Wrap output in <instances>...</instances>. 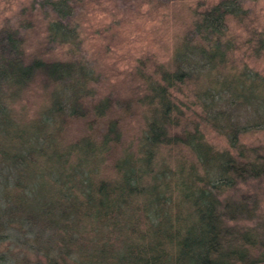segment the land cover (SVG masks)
Here are the masks:
<instances>
[{"label":"trees","instance_id":"trees-1","mask_svg":"<svg viewBox=\"0 0 264 264\" xmlns=\"http://www.w3.org/2000/svg\"><path fill=\"white\" fill-rule=\"evenodd\" d=\"M247 1L214 0L197 10L175 49L172 64H158L155 68L160 80L150 83V88L157 99L155 112L158 114L151 117L146 142L193 154L188 160L190 170L177 182L176 201H173L174 188L168 187L169 182L160 183L155 178L151 186L144 188L124 157L122 161L116 159V180L107 184L93 179L88 172L96 164L85 161L89 159L90 162L91 157L102 153L105 142L88 134L63 147L50 148L48 153L41 149L43 159L38 160V156L33 155L36 160L33 162L26 148L30 144L26 140L28 133L17 127L14 120L19 118L21 107L17 110L14 104L35 74H45L60 82L69 77L73 66L63 60H43L27 55L25 39L19 33L27 23H19L8 30L0 27V239L16 229L15 224L12 225L14 222L25 228L36 223L40 230L33 239L26 241L43 256V264H68L69 261L70 264H149L137 257L144 253L141 245L156 247L163 243L170 250H176L175 258L172 257L174 264L264 261V140L239 144V129L227 118L221 122L220 129L234 149L218 150L212 146L205 149L204 142L200 141L203 136L199 123L204 120L212 123L218 115L213 114L211 118L202 115L206 111L204 107L201 120L196 118L199 114L195 108L179 113L174 97L157 84L162 82L166 87L175 84V79L182 81L204 76L223 89L241 92L248 87L258 88L264 96L263 75L255 72L249 78L252 72L247 67L239 73L230 71L236 70L232 54L241 46L250 55L264 54V29L254 27ZM69 2L57 0L55 4L61 6ZM229 21L245 30L240 41L238 35L229 32ZM56 29L59 28L52 22L47 25L46 37L50 41ZM139 76L144 81L150 79L142 69ZM111 100L110 97L97 100L94 112L103 113L110 107ZM140 104L138 100L130 109L129 102V113H141ZM189 121L193 124L191 130L187 128ZM114 122L107 125V141L116 137ZM21 149L30 156L26 157ZM199 169L203 170L200 174ZM250 218L257 223L244 225L243 221ZM99 226L121 234L120 250L113 252L110 243H101V239L94 244L76 245L75 240L82 233ZM129 226L140 230L132 239ZM44 229H52L54 244H50L51 237L43 235ZM29 230L32 231V227ZM6 262L5 257L0 258V264H8Z\"/></svg>","mask_w":264,"mask_h":264},{"label":"rangeland","instance_id":"rangeland-1","mask_svg":"<svg viewBox=\"0 0 264 264\" xmlns=\"http://www.w3.org/2000/svg\"><path fill=\"white\" fill-rule=\"evenodd\" d=\"M55 1L0 0V27L8 30L19 23H27L19 32L25 39L27 55L43 60H63L71 63L76 70L72 69L69 77L60 82L45 74H35L32 82L20 93L14 107L17 110L21 107V113L14 120L17 127L28 133L26 140L30 143L22 148H29L31 159L36 162L33 155L38 156V160L43 159L41 149L48 153L50 148L63 147L88 134L99 142H105L102 153L95 154L90 162L89 159L85 161L96 164L90 167V172L87 171L93 179L107 184L116 180V159L122 161L124 157L144 188L158 178L160 183L169 182L168 187L174 188L173 195H176L177 182L190 170L188 160L193 154L176 147L154 146L146 142L151 117L158 114L155 112L157 99L150 83L160 80V74L155 71L158 64H172L175 49L195 12L214 0H70L61 6ZM247 4L251 8L254 27L264 29V0H248ZM51 22L59 29L55 30L50 41L46 36L47 25ZM229 32L233 36L238 35L239 41L245 35L243 27L234 21H229ZM232 57L237 65L236 70L230 69L231 72L239 73L247 67L252 72L249 78L255 72L264 76V54L250 55L241 46L234 50ZM141 69L147 72L150 79L144 81L140 78ZM175 81V84L166 87L162 82L157 84L174 97L179 113L195 108L199 114L197 119L202 115L209 118L213 114L218 115L212 123L206 120L199 123L203 136L200 141L204 142L205 149L209 146L218 150L234 149L220 129L221 122L227 118L239 129V144L264 140V96L258 88L232 91L223 89L204 76ZM103 97H110L111 105L97 114L93 106ZM138 100L141 102V113H129V102L130 109H133L132 103L136 104ZM203 107L206 111L202 114ZM81 112L85 114L74 116ZM111 121H115L117 134L107 141L106 128ZM187 124L188 129H193L190 121ZM31 147L34 150H30ZM22 152L26 157L30 156L27 151ZM147 152L151 153L148 164ZM209 157L211 160V154ZM202 171L199 169L197 172L200 174ZM136 199L138 201L139 196ZM176 199L177 196L173 201ZM256 223L251 218L243 221L244 225ZM14 224L20 231H8L0 239V258L5 257L8 264H43V256L31 249L26 241L34 238L40 227L36 223L29 225L33 229L31 231L17 222ZM139 231L129 226L130 238L138 235ZM51 232L52 229L42 230L43 235L51 237L50 244H54L56 240L52 242ZM120 235L118 231L99 226L82 233L75 242L76 245L94 244L101 239V243L109 242L110 249L116 252L121 247L118 243ZM167 246L165 243L156 247L141 245V252L144 253L137 257L139 261H149V264H174L172 257L175 258L176 250ZM129 258L132 262V256ZM178 264L191 263L183 261ZM255 264H264V261Z\"/></svg>","mask_w":264,"mask_h":264}]
</instances>
